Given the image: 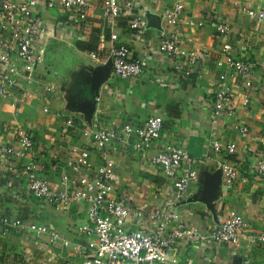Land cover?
<instances>
[{
	"label": "crops",
	"instance_id": "obj_1",
	"mask_svg": "<svg viewBox=\"0 0 264 264\" xmlns=\"http://www.w3.org/2000/svg\"><path fill=\"white\" fill-rule=\"evenodd\" d=\"M87 1L96 9L78 28L64 25L58 6L40 11L46 27L41 39L44 62L36 69L34 82L27 86L25 101L0 99V123L6 127L0 134L2 142L18 148L14 131L22 129L30 134L35 158L43 163L44 176L55 185L61 172L74 160L72 147L89 145L87 132L95 123L101 127H119L160 116L163 120L161 136L146 152L136 153L130 147L119 145L109 147L118 193L128 194L133 206L146 213L162 205L170 197L171 189L161 172L148 161L168 143L183 145L189 156L200 163L196 166L197 180L175 210L179 218L206 231L219 224L228 211H235L242 217L244 228L236 246L192 244L172 252L171 263L264 264V245L254 246L248 241L251 235H264V179L256 178L248 169L256 140L264 133V93L253 96L249 112L239 109L232 118L213 120L212 95L219 73L213 60L199 70L194 83H179L167 61L154 50L161 18L172 5L180 2L185 7V18L202 24L182 28L186 35L181 44L183 51L205 50L214 58L218 57L221 41L215 25L223 22L233 32L234 55L249 59L256 67L255 81L264 84V21L257 24L245 12L248 8L264 10V1L143 0L140 8L145 15L146 28L142 34L129 27L131 11L112 21L102 16L100 0ZM77 44H91L95 49L81 51ZM115 44L127 46L134 59H149L142 77L120 80L113 76L110 49ZM89 53H95L96 58H90ZM47 87H52L53 91L46 93ZM68 118L74 119L78 127L64 133V122ZM235 124L247 125L249 134L235 133ZM212 133L222 143H236L237 153L232 159L239 169V180L231 189L225 188L220 176L213 171L216 163L224 159L208 149ZM53 156L58 160L57 169L53 168ZM91 158L97 166L95 155ZM25 163L17 160L12 165L11 178L20 188L16 192L20 199L16 201L10 194L13 180L7 179L0 164V214L24 221L37 217L63 238L76 243L74 227L77 218L82 217L83 208L73 206L67 213L44 211L39 214L40 218L35 216L38 214L36 206L25 193L22 168ZM209 188L210 197L206 195ZM53 255L63 259L66 251L52 249L46 243L35 246L18 235L4 237L0 234V264H43L45 258Z\"/></svg>",
	"mask_w": 264,
	"mask_h": 264
},
{
	"label": "built area",
	"instance_id": "obj_2",
	"mask_svg": "<svg viewBox=\"0 0 264 264\" xmlns=\"http://www.w3.org/2000/svg\"><path fill=\"white\" fill-rule=\"evenodd\" d=\"M100 1L99 9L105 19L114 21L131 11L130 29L139 34L145 33V15L140 8L143 0ZM57 6L64 25L71 28L80 27L87 15L96 9L87 0H0V99L20 102L27 99V86L34 82V73L44 62L41 39L46 34V27L40 11ZM245 12L257 24L264 21V10L248 8ZM160 23L154 50L163 61H167L177 82L194 83L199 70L212 60L219 70L212 95L213 120L232 118L239 109L244 112L252 110L253 96L264 93V84L255 81L256 67L249 59H239L234 55L233 32L229 26L223 22L215 25L221 43L219 56L214 58L209 51L186 52L181 49L186 37L182 28L202 25L185 18L182 3L172 5ZM88 56L96 58L95 53ZM110 58L113 76L120 80H137L149 66L148 58H132L131 50L124 45H113ZM52 91V87L45 88L46 93ZM96 100L99 101V98ZM44 113H48L47 108ZM77 127L74 119L68 118L63 132L77 130ZM162 127L160 116L119 127H101L95 123L87 132L89 145L72 147L74 160L68 163L67 170L61 172L55 185L44 176L45 167L35 158L30 134L22 129L14 131L18 148L3 143L0 138V164L7 179L13 180L10 189L13 200L20 199L16 193L20 188L12 179V165L20 160L26 162L22 165L25 193L36 206L38 214L35 216L39 217L44 211L67 213L73 206L83 208L80 212L82 217L77 218L74 227L76 243L69 242L37 217L24 221L0 214V234L4 237L18 235L35 246L46 243L52 249L66 251L63 259L53 255L45 258L43 264H172V252L192 244L205 247L238 245L244 221L235 211H228L219 224L206 231L180 219L175 212L187 197L190 185L197 180L196 166L200 163L189 156L183 145L168 143L148 161L161 172L171 189L170 197L162 205L146 213L142 208L133 206L128 194L118 193L109 147H130L142 154L158 141ZM5 128L0 123V134ZM233 130L240 136L249 134V127L244 124H235ZM208 149L214 156L224 159L216 163L215 175L220 176L225 188L235 187L239 180V169L232 159L237 153L236 143H222L212 133ZM92 155H95L97 166L92 162ZM252 159L248 169L256 178L264 179V133L256 140ZM52 160L53 168L57 169V157L53 156ZM248 241L254 246L264 245V235H251Z\"/></svg>",
	"mask_w": 264,
	"mask_h": 264
},
{
	"label": "trees",
	"instance_id": "obj_3",
	"mask_svg": "<svg viewBox=\"0 0 264 264\" xmlns=\"http://www.w3.org/2000/svg\"><path fill=\"white\" fill-rule=\"evenodd\" d=\"M77 48L81 51H92L95 49L94 45L91 44H77Z\"/></svg>",
	"mask_w": 264,
	"mask_h": 264
},
{
	"label": "water",
	"instance_id": "obj_4",
	"mask_svg": "<svg viewBox=\"0 0 264 264\" xmlns=\"http://www.w3.org/2000/svg\"><path fill=\"white\" fill-rule=\"evenodd\" d=\"M210 188L207 190V192H206V195L208 196V197H210Z\"/></svg>",
	"mask_w": 264,
	"mask_h": 264
}]
</instances>
